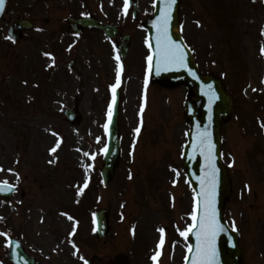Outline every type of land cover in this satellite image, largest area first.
<instances>
[{"label": "rangeland", "instance_id": "374dc122", "mask_svg": "<svg viewBox=\"0 0 264 264\" xmlns=\"http://www.w3.org/2000/svg\"><path fill=\"white\" fill-rule=\"evenodd\" d=\"M136 1L137 21L125 11V0H8L7 12L31 21L33 29L13 43L0 24V182L19 188L9 204L0 200V240L6 246V238H18L37 264H84L91 258L106 264V255L127 235L142 240L120 242L137 258L141 244L152 250L157 240L159 245V227L164 244L152 255L160 253L159 264L184 263L188 243L180 231L191 225L193 209L177 168L187 126L174 97L183 101L185 89L164 94L150 85L140 24L151 15L153 0ZM91 14L116 26L117 37L99 31L79 36L64 21ZM180 15L182 36L199 67L219 74L232 97L237 118L223 133H238L243 125V138L224 137L226 153L241 144L247 148L232 155L235 186L227 220L238 230L241 264H264V152L255 150H264V0H185ZM121 35L131 39L125 59L119 57L121 157L104 186V126ZM74 107L82 120L73 126L63 111ZM101 209L110 212L112 229L104 240L93 225ZM63 218L70 225L62 227ZM134 262L148 264L145 256Z\"/></svg>", "mask_w": 264, "mask_h": 264}, {"label": "water", "instance_id": "95a60500", "mask_svg": "<svg viewBox=\"0 0 264 264\" xmlns=\"http://www.w3.org/2000/svg\"><path fill=\"white\" fill-rule=\"evenodd\" d=\"M129 5L133 7L134 18L137 17L136 3L134 0H129ZM5 6V0H4ZM3 6V10H4ZM164 7V0H155V10L152 18H148L142 25L147 32V43L152 54L156 48L157 29L154 26L158 20L161 9ZM180 7V0H176V3L171 9V18L169 21L168 33L176 44L180 45L185 54V63L187 67H172L168 71H161L159 75L155 71V57L152 61V70L149 72L150 80L153 84H164L169 87H175L180 84H185L188 88V99L185 102V118L187 123L191 127V131L188 134V143L183 152V164L182 167L186 170V176L195 193V203L200 199L199 193L202 188V180L207 178L208 169L206 167L205 154H202V150L197 146L199 144V138L202 133L207 132L210 136L212 149V156L216 167L215 177V202L217 209V219L223 226L224 231L219 232L215 239V247L217 252L218 264H239L241 252L237 243L236 233L230 232L223 221V206L224 202L230 194V183L219 161V145H220V126L222 122L227 120L231 112V101L223 89L220 82L210 76H202L198 71L192 56L183 43L179 35L178 29V11ZM3 12V11H2ZM0 12V17L2 15ZM71 27L78 32L82 29L99 28L104 34L109 37L116 35V29L111 26H99L94 20H69ZM31 25L27 21H22L17 24L11 25L7 30L8 36L13 40L21 38V32L28 30ZM129 45V38H122L121 45L118 47L122 56H125ZM195 73V76L190 74V71ZM211 86V87H209ZM195 89V100L190 101L191 91ZM212 93L215 96L212 97ZM210 97L211 100H210ZM113 104V103H112ZM74 114V113H73ZM70 111L65 112L67 120L71 123L79 120L78 115L73 116ZM117 93L115 94V103L113 104V113L109 126V139L108 149L105 156V166L102 170L104 183H107L113 174L114 166L118 158V141H117ZM6 194V193H4ZM1 195V192H0ZM199 215V212H197ZM96 225L99 235L102 237L108 232L107 213H99L96 216ZM195 229L190 231V236L194 240V245L189 256L188 264H191V257L195 255ZM20 256L26 260V257L21 251ZM18 253H15L14 258L20 263L21 257ZM31 264V261H27ZM91 264V263H88ZM111 264H127L125 259L117 257Z\"/></svg>", "mask_w": 264, "mask_h": 264}, {"label": "snow or ice", "instance_id": "6c2138e0", "mask_svg": "<svg viewBox=\"0 0 264 264\" xmlns=\"http://www.w3.org/2000/svg\"><path fill=\"white\" fill-rule=\"evenodd\" d=\"M176 3V0H164V7L161 9L160 16L155 22L154 26L157 29V38H156V48L155 51L147 57L149 62L148 71L152 70V61L155 57V71L159 75L161 71H168L172 67H187L185 63V54L180 45L172 41L169 33V21L171 18V9ZM4 0H0V12L3 11ZM129 6V0H125V11ZM11 39V37H9ZM147 43V41H146ZM261 53L264 54V47L261 48ZM117 59V76L116 84L112 86L111 90L113 92V104L115 103V93L116 89L120 85V76L123 66L119 63V56ZM190 74L195 76V73ZM145 85H147V77L145 79ZM211 87V86H209ZM215 96V93H212V97ZM210 97V100L211 98ZM113 104L109 105L108 119L111 122L112 113H113ZM105 131L108 130V124H105ZM137 133L140 131L139 128L136 129ZM201 150L202 154H205L206 167L208 169L207 178L202 180V188L199 193L200 199L194 204L193 212L191 219L193 221L192 225H189V228L184 231H180V235L188 238V233L195 229V255L191 257V264H218L217 252L215 247V239L219 232L224 231L223 226L219 223L217 219V209L215 202V177H216V167L215 162L212 156L213 146L211 145L210 136L207 132L202 133L199 138V144L197 145ZM59 147V141L56 144V147L52 148L50 151L55 152ZM85 156L88 153H84ZM2 170V169H0ZM84 187H87L85 183ZM0 191H13L12 186H10L7 181H4L0 184ZM83 188L78 192L82 194ZM195 199V198H194ZM199 212V215H197ZM72 219V217H68ZM233 229L235 230V225L233 224ZM161 233L160 243L157 246L158 248L162 247L164 244V229H158ZM188 250L192 251V246H188ZM160 253L157 252L156 255ZM156 255L152 259L156 260ZM185 260H188V257H185Z\"/></svg>", "mask_w": 264, "mask_h": 264}, {"label": "bare ground", "instance_id": "6f19581e", "mask_svg": "<svg viewBox=\"0 0 264 264\" xmlns=\"http://www.w3.org/2000/svg\"><path fill=\"white\" fill-rule=\"evenodd\" d=\"M134 88H136L135 85L132 87V89H134ZM6 152H7V151H6ZM40 218H41V215L39 214V219H40ZM61 221H62V220H61ZM63 222H64V223L61 222V224H60L62 227H65V225H70V222H69L66 218H63ZM63 231L65 232V230H63Z\"/></svg>", "mask_w": 264, "mask_h": 264}]
</instances>
